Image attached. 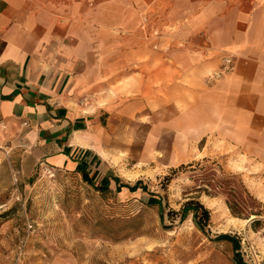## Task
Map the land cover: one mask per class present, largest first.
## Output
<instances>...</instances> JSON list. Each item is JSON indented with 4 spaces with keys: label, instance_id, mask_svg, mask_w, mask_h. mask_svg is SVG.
Segmentation results:
<instances>
[{
    "label": "rangeland",
    "instance_id": "1",
    "mask_svg": "<svg viewBox=\"0 0 264 264\" xmlns=\"http://www.w3.org/2000/svg\"><path fill=\"white\" fill-rule=\"evenodd\" d=\"M158 36L156 28L145 34L140 57L137 37L130 49L119 40L102 51L112 65L101 66L96 93L112 100L103 156L115 177L141 180L146 192L122 197L77 171L25 163L19 146L2 147L0 264H234L232 243L216 238L221 233L238 239L244 261L264 264V193L251 192L216 145H203L196 114L187 128V106L201 102L186 96L199 84L169 60L168 44L157 79ZM189 199L209 210L204 229L190 210L167 214Z\"/></svg>",
    "mask_w": 264,
    "mask_h": 264
},
{
    "label": "crops",
    "instance_id": "2",
    "mask_svg": "<svg viewBox=\"0 0 264 264\" xmlns=\"http://www.w3.org/2000/svg\"><path fill=\"white\" fill-rule=\"evenodd\" d=\"M154 28L157 79L162 46L168 44L169 60L199 84L186 96L201 102L200 109L187 106V128L196 114L203 145H216L249 190L264 193V1L259 0H0V160L2 147L19 146L25 163L77 171L102 188L132 185L116 182L103 156L113 109L109 95L96 93L101 66L112 63L99 56L119 40L130 49L137 37L140 57V41ZM225 57H231L232 71L205 78L221 69ZM116 192L133 193L126 187Z\"/></svg>",
    "mask_w": 264,
    "mask_h": 264
},
{
    "label": "trees",
    "instance_id": "3",
    "mask_svg": "<svg viewBox=\"0 0 264 264\" xmlns=\"http://www.w3.org/2000/svg\"><path fill=\"white\" fill-rule=\"evenodd\" d=\"M185 165H181V167H184ZM174 171V170H173ZM170 177L167 176L165 177V180L169 181ZM114 180L116 182H118V178L114 177ZM87 182H90L89 179H86ZM121 187H126L128 188V190L130 192H135L138 189H141V191H145L146 192V186L143 184V182L141 180H137L135 183H133L132 185L129 184H119L116 187L117 191H120ZM99 189H102V186H98ZM161 201H159V205L161 206ZM192 211L193 213V218L195 223L197 224V226H199L200 228L204 229L208 224H209V210L204 207V205L202 203H200L199 201H196L194 199H189L187 200L182 209L180 211H174L172 209L167 211V214L171 217V219H173L177 214H180L181 217H183L184 213L186 211ZM163 213L160 212V216L162 217ZM255 222V221H254ZM217 239H222V240H227L229 242L232 243V248H233V255H234V264H250L246 261H244L242 259V257L239 254V241L238 239H236L235 237H233L232 235L228 234V233H221L219 235L216 236Z\"/></svg>",
    "mask_w": 264,
    "mask_h": 264
},
{
    "label": "built area",
    "instance_id": "4",
    "mask_svg": "<svg viewBox=\"0 0 264 264\" xmlns=\"http://www.w3.org/2000/svg\"><path fill=\"white\" fill-rule=\"evenodd\" d=\"M233 69V64H232V60H231V57H225L223 59V64H222V67L221 69L219 70V72L216 74V76L219 74H225V73H228V72H231ZM0 128H4V125L2 123H0Z\"/></svg>",
    "mask_w": 264,
    "mask_h": 264
}]
</instances>
